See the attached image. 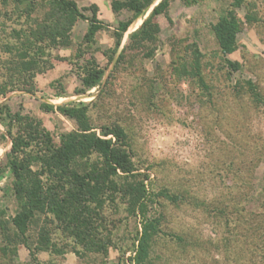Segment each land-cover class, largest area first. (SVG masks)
<instances>
[{
    "label": "rangeland",
    "instance_id": "obj_1",
    "mask_svg": "<svg viewBox=\"0 0 264 264\" xmlns=\"http://www.w3.org/2000/svg\"><path fill=\"white\" fill-rule=\"evenodd\" d=\"M72 1L80 9L95 6L103 25L85 56H92L105 69L100 87L76 94L82 61L76 60L75 53L79 46L85 48V21L73 27L69 47H44L36 57L41 72L32 82L23 79L14 68L20 61L22 39L18 37L28 34L32 21L45 10L36 6L30 12L27 4L0 0V88L15 86L0 96V105L39 120L55 143L60 134L74 132L76 125L57 112H45L43 104L88 105L94 127L124 129L136 168L149 176V190L181 196L176 204L155 198L149 210L160 217L152 264H264V0H243L234 9L239 32L235 49L225 58L211 25L231 9L234 0H206L190 7L175 0L154 21L153 56L145 58L129 50L116 66L117 56L109 63L106 55L114 48L118 23L130 19V13H114V0ZM159 2L154 0L146 14L132 23L118 53ZM83 13L91 17L90 11ZM195 48L201 57L204 87L193 75ZM225 59L237 62L239 69H227ZM248 81L260 95L258 102L248 91ZM6 132L0 123V163L11 147ZM8 181L5 172L0 178V210L11 217L15 205ZM114 206L104 210L113 245L107 256L81 257L67 249L62 254L37 252L32 260L23 246L16 255L3 254L0 237V264H120L122 259L129 264L141 217L128 216L122 204ZM221 208L225 212H219ZM36 229L31 231L33 239ZM49 229L62 251L69 241L55 224Z\"/></svg>",
    "mask_w": 264,
    "mask_h": 264
},
{
    "label": "trees",
    "instance_id": "obj_2",
    "mask_svg": "<svg viewBox=\"0 0 264 264\" xmlns=\"http://www.w3.org/2000/svg\"><path fill=\"white\" fill-rule=\"evenodd\" d=\"M16 4L38 6L45 10L41 18L33 20V27L28 34L17 37L22 41L18 51L20 61L15 72L32 82L36 73L41 72L37 55L44 47L58 48L71 45V32L78 21L87 22L82 45L76 50L79 67L80 88L77 95H84L88 90L99 88L105 69L99 67L92 57H85L87 50L95 44L96 34L103 29L97 20V9L91 6L80 9L72 0H9ZM154 0H114L111 9L114 13L127 11L131 18L118 23L113 35L114 48L106 55L111 63L115 57V66L124 58L126 51L141 53L145 58L153 56L152 47L157 39L155 19L164 14L170 3L175 0H160L141 26L128 35L121 51L124 35L138 18L143 17ZM186 7L197 5L206 0H180ZM243 0H234L231 9L224 12L211 25V31L220 53L225 58L236 46L239 32V20L234 9L239 8ZM90 11L87 18L83 12ZM29 12V13H30ZM27 14L29 16L30 14ZM32 54L31 51L34 50ZM118 53V54H117ZM193 74L202 87L204 79L200 73V54L193 51ZM225 66L232 72L239 69L237 62L225 59ZM251 97L258 102L260 95L254 84L246 83ZM15 88H0V96ZM32 88V87H31ZM32 90L28 92L32 93ZM45 112H57L73 121L74 132L60 134L55 143L49 131L34 118L20 113H12L6 105H0V123L6 127L10 140V151L0 163V178L8 173L7 189L14 202L15 211L6 217L0 210V237L4 244L3 254L16 255L19 246L29 252L35 260L37 252L64 253L70 249L78 256L101 254L107 256L112 247V240L106 233L104 210L107 206L122 204L130 217L140 215V229L136 231L132 256L129 264H152V242L160 233V217H153L149 210L155 198H164L174 204L181 201V196L166 190L153 193L147 182L149 176L136 168L127 136L123 128L117 125L94 127L88 116V105L53 107L43 104ZM93 157L95 159H93ZM261 196L264 185H261ZM222 209V208H221ZM225 212L219 209V212ZM264 217V204L262 205ZM61 235L68 240L59 251L51 239L50 225H54ZM37 227L35 238L32 228ZM126 262L122 259L120 264Z\"/></svg>",
    "mask_w": 264,
    "mask_h": 264
}]
</instances>
